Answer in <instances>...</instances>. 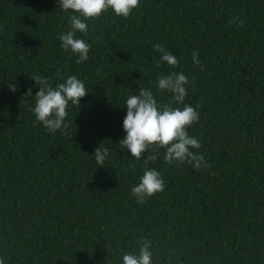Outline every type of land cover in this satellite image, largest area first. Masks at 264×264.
Masks as SVG:
<instances>
[{"label": "trees", "instance_id": "1", "mask_svg": "<svg viewBox=\"0 0 264 264\" xmlns=\"http://www.w3.org/2000/svg\"><path fill=\"white\" fill-rule=\"evenodd\" d=\"M72 14L58 0H0L5 264H123L122 254L138 253L142 239L152 241V264H264V0H140L127 18L109 9L86 20V34L76 33L91 45L80 64L59 39ZM235 17L243 27L231 23ZM155 44L179 66L156 68ZM173 71L190 81L183 104L157 90L158 78ZM36 75L52 87L70 75L85 83L80 105L66 109L67 134L36 121ZM140 86L160 104L199 112L187 131L201 144L192 151L210 165L168 164L159 148L148 167L165 188L142 204L131 189L144 157L118 145L129 90L138 94ZM101 142L109 157L98 165Z\"/></svg>", "mask_w": 264, "mask_h": 264}, {"label": "clouds", "instance_id": "2", "mask_svg": "<svg viewBox=\"0 0 264 264\" xmlns=\"http://www.w3.org/2000/svg\"><path fill=\"white\" fill-rule=\"evenodd\" d=\"M140 0H58V8L73 13L69 17L70 30L62 33L59 37L61 47L71 50L73 55H78L77 64L88 59L91 45L85 40L77 38L76 33H87L86 20L99 18L102 13L111 9L115 15L127 18L133 9L139 6ZM239 27L244 26V21L235 17L231 23H237ZM155 52H158L159 59H154L156 68L164 62L171 67H178V59L172 55L163 45L155 44ZM193 63L204 71L202 62L199 60L198 51L192 53ZM32 80L39 85V91L35 94V107L31 110L35 114L36 121L42 123L49 131L55 133L57 130L67 134L68 124L65 123L67 107L69 102L73 105H80L81 98L88 94L85 83L75 75L67 76L66 81L52 87L50 82L39 75L32 76ZM190 84L188 77L183 72H171L168 75H161L157 80V90L173 94V103L183 104L187 96V86ZM194 88V84L192 85ZM11 92L15 93L17 88L8 84ZM126 99L124 106L127 114L123 121L125 137L119 141L120 149H126L131 157L140 160L143 158L145 165L143 175L139 183L131 189L132 195L137 203H144L158 192L165 188L164 180L159 171L148 165L158 160V149L164 148L163 161L168 164L188 163L194 169L208 168L210 165L204 156L193 149H200L201 144L198 138L189 135L187 128L200 119L199 112L190 105L184 104L183 108H174L171 103L160 104L150 89L140 86L138 94H132ZM26 97H32V90L29 88ZM149 146H156L153 152L147 154ZM94 158L98 165H103L109 157V148L101 142L94 150ZM135 164L132 168L135 169ZM118 175V174H117ZM152 241L142 239L139 252H125L122 254L123 264H152L153 253L151 251ZM0 264H5L0 257Z\"/></svg>", "mask_w": 264, "mask_h": 264}]
</instances>
